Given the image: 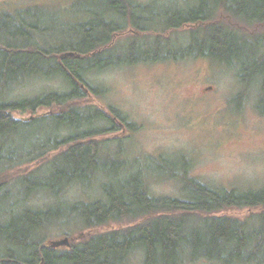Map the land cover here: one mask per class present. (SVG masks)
Segmentation results:
<instances>
[{
	"label": "trees",
	"instance_id": "16d2710c",
	"mask_svg": "<svg viewBox=\"0 0 264 264\" xmlns=\"http://www.w3.org/2000/svg\"><path fill=\"white\" fill-rule=\"evenodd\" d=\"M50 9L0 14V173L15 164L39 167L0 182V215L6 213L0 219V264H123L137 249L144 253L142 264H264V187H213L189 176L190 162L183 157L181 172L165 170L164 154L148 156L156 163L151 173L138 167L127 175L123 159L101 154L109 143L102 137L121 129L117 119L124 118L112 106L105 110L88 101L104 89L87 79L114 67L205 57L237 67L245 86L259 83L256 109L264 114V35L242 32V26L264 27V0H195L191 6L176 0H71L70 21L56 29L44 24ZM187 27L186 43L167 36ZM50 31L57 42L40 38ZM125 34L127 42L118 45L116 38ZM30 78L60 79L66 90L7 98L15 84ZM40 108L50 112L28 121L12 116ZM21 136L35 140L23 147L15 141ZM55 151L50 159L47 155ZM151 174L178 181L179 195H152ZM99 176L106 178L100 183L102 197L70 203L68 212L22 205L34 193L57 198L67 186L89 187ZM13 204H21L17 213ZM230 208L261 211L245 219L217 215ZM69 221L89 229L130 224L96 232L66 249L40 245L42 229Z\"/></svg>",
	"mask_w": 264,
	"mask_h": 264
},
{
	"label": "rangeland",
	"instance_id": "374dc122",
	"mask_svg": "<svg viewBox=\"0 0 264 264\" xmlns=\"http://www.w3.org/2000/svg\"><path fill=\"white\" fill-rule=\"evenodd\" d=\"M135 1L147 3L152 0ZM176 1L181 6L195 3V0ZM70 2L71 0H0V14L34 6L52 8L47 11L49 14L44 24L50 26L47 28H62L72 17ZM242 27H246L242 30L245 35H264V27ZM190 30L187 27L171 31L167 36L186 43ZM52 37L57 35L50 31L40 38L49 43L54 41ZM127 40L128 35L125 34L117 37L115 42L122 45ZM87 79L91 85L104 89L103 94L89 97L88 101L105 110L112 106L124 118L121 121L117 119L122 124L121 129L108 132L102 137L109 143L103 144L101 154L104 158L118 156L123 159L127 175L138 171V167L151 173L156 163L148 156L164 154L165 157L168 156L165 170L181 172L185 167L180 162L183 157L190 162L188 175L213 187L240 191L264 187V114L256 109L262 96L260 85L252 82L245 86L239 80L237 67L213 62L205 57H189L114 67L87 75ZM52 90L66 89L60 79L30 78L15 84L7 98L14 100L31 97ZM49 112L50 108H40L35 112L15 111L12 116L28 121ZM129 124H133L134 128H130ZM99 125L109 127L107 123L99 122ZM22 137H17L15 141L23 147H29L35 140V137L25 140ZM56 154L55 151L47 156L52 159ZM37 166L35 163H24L8 167L0 173V182H12L13 178L38 169ZM99 177L89 187L78 183L67 186L57 198L47 193H34L22 205L35 209L51 206L55 212H68L70 203L102 197L100 183L106 178ZM148 181V190L152 195H179V183L175 179L151 174ZM12 193L15 197L20 195L18 188ZM19 205L21 204H13L14 213L19 211ZM260 211L230 208L217 215L245 219ZM5 216L6 213L2 212L0 219ZM61 223L42 229L38 236L40 245L64 237H68L69 243H78L96 232L122 229L130 224L128 221L111 222L97 229H89L74 225L71 221ZM69 247L70 245L59 246L55 249ZM143 258V251L137 249L126 256L123 264H142ZM182 264L217 263L186 260Z\"/></svg>",
	"mask_w": 264,
	"mask_h": 264
},
{
	"label": "water",
	"instance_id": "95a60500",
	"mask_svg": "<svg viewBox=\"0 0 264 264\" xmlns=\"http://www.w3.org/2000/svg\"><path fill=\"white\" fill-rule=\"evenodd\" d=\"M68 244H69L68 237H64L61 239H55L51 241V246L53 247L68 246Z\"/></svg>",
	"mask_w": 264,
	"mask_h": 264
},
{
	"label": "flooded vegetation",
	"instance_id": "af4514ba",
	"mask_svg": "<svg viewBox=\"0 0 264 264\" xmlns=\"http://www.w3.org/2000/svg\"><path fill=\"white\" fill-rule=\"evenodd\" d=\"M251 34H252V33H251ZM68 240H69V239H68ZM51 241H52V240H50L49 242L46 243V245H43V246H44L45 248H48V249H51V250L57 248V247H53V246H51ZM69 245H71V243H69L68 246H69Z\"/></svg>",
	"mask_w": 264,
	"mask_h": 264
}]
</instances>
